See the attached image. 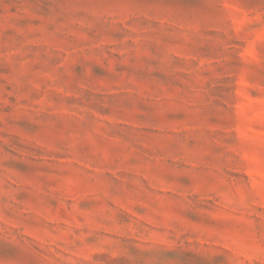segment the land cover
<instances>
[{
    "label": "rangeland",
    "instance_id": "obj_1",
    "mask_svg": "<svg viewBox=\"0 0 264 264\" xmlns=\"http://www.w3.org/2000/svg\"><path fill=\"white\" fill-rule=\"evenodd\" d=\"M0 264H264V0H0Z\"/></svg>",
    "mask_w": 264,
    "mask_h": 264
}]
</instances>
